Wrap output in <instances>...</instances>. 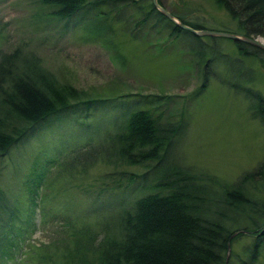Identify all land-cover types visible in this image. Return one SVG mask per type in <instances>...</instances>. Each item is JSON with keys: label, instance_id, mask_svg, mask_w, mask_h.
I'll list each match as a JSON object with an SVG mask.
<instances>
[{"label": "rangeland", "instance_id": "374dc122", "mask_svg": "<svg viewBox=\"0 0 264 264\" xmlns=\"http://www.w3.org/2000/svg\"><path fill=\"white\" fill-rule=\"evenodd\" d=\"M132 1L145 8L152 3L125 1L127 8L122 19L138 17ZM159 1L176 14L186 13L188 21L200 23L208 31L235 29L233 21L214 0ZM56 11L57 8L46 6L44 0H0V53L20 49L33 54L59 84L74 86L91 97L121 95L124 98L118 101L124 102L146 97L149 103L143 109L153 112L162 123L183 126L173 137L172 160L181 166L233 183L262 161L264 130L250 117L247 100L231 89L234 78L227 67L247 68L244 86L264 97V66L254 59L241 60L233 41L218 38L217 48L213 49L228 55V63L222 60L207 65V60L200 62L194 56L185 38L172 40L167 30L151 29L153 20L135 29L132 19L127 35L121 32L120 25H115L111 43H106L88 31L99 10L82 12L69 21H58L51 14ZM259 39L264 43V38ZM205 44L213 47L211 41ZM125 111L130 113L126 105H120V109L110 114L90 112L85 118L84 114L75 113L51 118L39 133L0 159V191L5 196L0 203V233L15 237L23 227V235L17 238L19 249H11L13 258L0 259V264H63L61 252L71 248L74 241L78 243L74 247L82 249L81 230L97 234L109 227L113 234L115 213L122 200L131 201L151 193L143 189L141 180L130 182V175L144 172L137 167L113 168L99 163L85 170L78 167L65 170L58 166H65L70 152L80 148L90 135L96 134L94 143H97L102 138L98 134L105 128L112 129L115 118L123 120L119 116ZM50 160L57 167L49 169L44 183L48 186L43 185L39 191L47 196L37 199L32 225L28 226L24 182L34 164L43 165ZM257 195L262 201L264 195ZM95 213L100 214V220ZM252 239V236L238 237L230 247L227 264L248 263ZM50 244L56 248L52 250ZM44 251L50 259L44 263L34 261ZM253 264H264V245Z\"/></svg>", "mask_w": 264, "mask_h": 264}, {"label": "trees", "instance_id": "16d2710c", "mask_svg": "<svg viewBox=\"0 0 264 264\" xmlns=\"http://www.w3.org/2000/svg\"><path fill=\"white\" fill-rule=\"evenodd\" d=\"M125 1L128 0H44V3L57 8L51 14L56 15L58 21H69L78 18L82 12L99 10L88 31L100 36V40L111 43L115 25H120L125 35L130 29L128 23L133 18H121L127 8ZM157 1L181 24L193 30H206L200 23L188 21L186 13L176 14ZM214 1L234 23L233 31L225 29L223 32L246 38H264V0ZM132 3L138 14L132 21L136 24L135 29L153 20L151 29L167 30L172 40L185 38L190 51L200 62L207 60L208 65L222 60L224 63L230 61L228 55L218 49L214 53L218 38L197 37L178 28L158 12L152 3L147 8L137 1ZM104 8L109 10L105 11ZM205 41H211L213 47L209 48ZM234 43L242 56L241 60L254 59L259 66H264V51L245 43ZM41 63L39 58L25 54L20 49L0 53V159L39 133L51 118L75 113L84 114L87 118L90 112L110 114L120 109V105H126L130 113L125 111L121 114L119 118L123 116V120L115 118L112 129L105 128L103 133L98 134L102 138L97 143H94L96 134L90 135L80 148L70 152L67 156L69 162L65 166H58L65 170L76 167L85 170L99 163L113 168L137 167L144 172L130 175V182L141 180L143 189L151 191L135 200H122L120 209L114 208L117 218L113 234L108 231V226L107 230L103 229L97 234L81 230L82 249L74 247L78 244L74 241L71 248L61 252V263L225 264L228 246L231 247L242 236H252L253 239L249 262L241 264L255 262L264 245V198L260 201L261 197L257 195H264V157L253 170L243 173L233 183L181 166L172 160L173 137L183 126L162 123L153 112L143 109L149 103L146 97L132 102L118 101L124 98L121 95L91 97L74 86L59 84ZM243 67L239 65L234 70L227 67L234 78L231 89L247 100L250 117L257 120L264 130V97L259 91L244 86L242 80L247 68ZM249 72L252 73V70L249 69ZM207 80L206 77L205 82ZM131 107L133 110L130 111ZM52 164V160L43 165L34 164L24 182L29 205L28 210L24 211L27 215L25 224L28 226L32 225L37 199L47 196L40 195L39 191L50 167H57L56 162ZM4 199L0 191V203ZM95 215L100 220V214ZM20 228L15 237L9 238L0 233V259L11 260L13 254L10 250L19 249L17 238L23 235V227ZM20 241L23 243L25 239L21 238ZM49 248L54 250L56 247L50 244ZM49 259V253L44 251L34 261L44 263Z\"/></svg>", "mask_w": 264, "mask_h": 264}, {"label": "water", "instance_id": "95a60500", "mask_svg": "<svg viewBox=\"0 0 264 264\" xmlns=\"http://www.w3.org/2000/svg\"><path fill=\"white\" fill-rule=\"evenodd\" d=\"M151 1H152V5L154 6V8L158 12H160L167 20H169L170 22L174 23L178 28L190 32L194 36H197V37L226 38V39H230V40H232L234 42H237V43H245V44L251 45L253 47H256V48L264 51V43H262V41L259 38H255V39L246 38L244 36H240V35H236V34H232V33H226V32H219V31L193 30L192 28L181 24L168 11H166L164 8L159 6V4L157 3V0H151ZM229 252H230V247L228 246V251H227V256H226V263L225 264H227V262H228Z\"/></svg>", "mask_w": 264, "mask_h": 264}]
</instances>
